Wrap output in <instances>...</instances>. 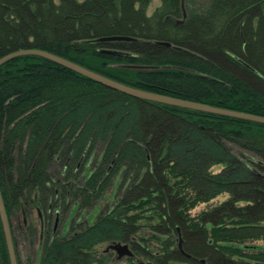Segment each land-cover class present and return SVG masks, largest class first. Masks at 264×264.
Listing matches in <instances>:
<instances>
[{
	"label": "trees",
	"instance_id": "obj_1",
	"mask_svg": "<svg viewBox=\"0 0 264 264\" xmlns=\"http://www.w3.org/2000/svg\"><path fill=\"white\" fill-rule=\"evenodd\" d=\"M150 3L0 0V57L45 50L128 86L264 117V0H162L149 17ZM110 36L133 40L99 41ZM107 186L93 220L72 216L96 210ZM0 192L17 264L11 220L32 207L43 218L36 264H110L103 242L129 243L147 264H264V124L135 98L39 56L0 65ZM56 211L66 235L52 233ZM24 233L32 244L33 222Z\"/></svg>",
	"mask_w": 264,
	"mask_h": 264
},
{
	"label": "water",
	"instance_id": "obj_2",
	"mask_svg": "<svg viewBox=\"0 0 264 264\" xmlns=\"http://www.w3.org/2000/svg\"><path fill=\"white\" fill-rule=\"evenodd\" d=\"M183 17H185V12H183ZM177 23H181V20H177ZM133 40L131 37H126V36H110V37H102L99 39V41H130ZM161 44H164L166 46H170V43L168 42H159ZM105 52L109 53H117L112 50H104ZM21 55H35L39 56L42 58H45L47 60H50L56 64H59L71 71H74L84 77H87L99 84H102L108 88H111L113 90L122 92L124 94H127L129 96L135 97V98H140L144 100H149V101H154L162 104H168V105H173V106H178V107H183V108H189V109H194V110H199V111H204V112H209V113H214V114H219V115H224V116H229V117H234V118H239V119H244V120H249L257 123H262L264 124V117L263 116H258L254 114H249L245 112H240V111H235V110H229L225 108H219L215 106H210L207 104L203 103H198V102H193L189 100H184V99H179V98H174L162 94H157L153 92H149L146 90L138 89L132 86L125 85L123 83L117 82L115 80H112L110 78H107L101 74H98L92 70H89L83 66H80L70 60H67L65 58H62L58 55L52 54L50 52H47L45 50H39V49H20L14 52H11L9 54H6L2 57H0V65L4 63L5 61L21 56ZM0 221L2 225V230H3V235L5 239V244H6V249L8 253V258H9V263L10 264H17L16 261V256H15V249H14V244L12 240V233H11V228L9 225V221L6 215V211L4 208L1 192H0ZM177 246L180 249L182 253H184L186 256L190 257V254L186 253L181 246V237L178 235L177 238ZM107 248L113 249L117 256H125V255H132L133 252L131 248L129 247L128 243H121V242H111L107 245ZM203 261V259H201Z\"/></svg>",
	"mask_w": 264,
	"mask_h": 264
},
{
	"label": "rangeland",
	"instance_id": "obj_3",
	"mask_svg": "<svg viewBox=\"0 0 264 264\" xmlns=\"http://www.w3.org/2000/svg\"><path fill=\"white\" fill-rule=\"evenodd\" d=\"M201 1L204 0H197V3H200ZM158 0H151L150 6L148 7L147 13L149 11L150 8L152 7H156ZM230 149L232 151L233 154H235L236 156L239 157H244V158H250V154L240 148H238L235 145L230 144ZM97 153L98 150H96L93 154V156L90 157V162H89V166L92 167V165L95 163V158L97 157ZM221 167V165H214L212 166V170L213 171H217L219 170V168ZM109 193H110V187L107 186V188L105 189L104 193H103V199L98 200L96 206L98 207L96 210H94V208H89V207H84V208H77V211L72 215L73 217H77L79 220L80 219H84L88 218L90 221L93 220V218L95 217L96 213L98 212V210L100 209V207L107 202V200L109 199ZM227 193H220L217 196H215L214 198H212L211 200L207 201V202H200L198 203L195 207H193L190 210L191 215H195L197 213H199L201 210L207 209L217 203H219L221 200L225 199L227 197ZM65 216L66 215H59V220H58V224H57V231H59L62 227V224L65 220ZM23 219H25V222L28 223L29 220H31L33 222V224L36 226V235H38L39 232V222H38V216H37V211L35 208H30V214L23 216V213L21 211L17 212V216L12 218V225L14 227V235L17 238V248H18V256H19V260L21 261L22 264H27V261H32V263L34 262V258H35V252L33 250V247L31 246V244L29 245L28 241H27V237H25V233H24V228H22L23 226ZM85 221V220H83ZM25 223V224H26ZM35 242L37 243V236L35 239ZM255 243H261L264 244L263 240H254ZM108 243L107 242H103L100 243L96 246V249L99 251H102L106 245ZM154 244V243H153ZM155 245V244H154ZM155 247V246H152ZM114 257V256H113ZM113 261V259H112ZM135 263L137 264L138 262H141L142 264H147L146 259L143 256H139L136 255L135 259H134ZM110 264H130L129 261L126 259V257H121L120 259L116 260L114 259L113 262H111Z\"/></svg>",
	"mask_w": 264,
	"mask_h": 264
},
{
	"label": "flooded vegetation",
	"instance_id": "obj_4",
	"mask_svg": "<svg viewBox=\"0 0 264 264\" xmlns=\"http://www.w3.org/2000/svg\"><path fill=\"white\" fill-rule=\"evenodd\" d=\"M40 215V214H39ZM59 215H60V212H58V211H56L55 212V218H54V221H53V226H52V233H56V232H63V233H65L64 235H66L67 234V232H68V230H69V225L67 224V222L65 223V220H64V222H63V224H62V227H61V229L59 230V231H57V224H58V220H59ZM23 226H22V228H24V231L28 228V225H29V222H32L31 220H29V222L28 223H26L25 222V219H23ZM38 222H39V232H38V235H36V233H35V235H34V237H33V243L31 244V246L33 247V250H34V252L36 253L35 254V258H34V262L32 263V261H31V263L32 264H36V260H37V249H38V247H40V245H41V243H42V241H43V239H44V235H43V218H42V216H40L39 218H38ZM26 223V224H25ZM35 224V223H34ZM35 228H36V226H35ZM25 235V237H27V241H28V243H29V245H30V242H29V240H28V236H26V234H24ZM36 236H37V243L35 242V239H36ZM108 245V244H107ZM107 245H106V247L103 249L105 252H107V253H110V254H112V256H114V258H113V260L114 259H116V260H118V259H120L121 257H125V256H120V257H118L117 256V254H116V252L113 250V249H111V248H107ZM128 245H129V243H128ZM129 247H130V245H129ZM131 248V247H130ZM132 250V249H131ZM17 255H18V248H17ZM16 256V255H15ZM19 257V256H18ZM132 257H133V259H135V256H133L132 255ZM17 261V260H16ZM20 261V260H19ZM20 263H21V261H20ZM22 264V263H21ZM27 264H28V261H27ZM138 264H142L141 262H138Z\"/></svg>",
	"mask_w": 264,
	"mask_h": 264
},
{
	"label": "clouds",
	"instance_id": "obj_5",
	"mask_svg": "<svg viewBox=\"0 0 264 264\" xmlns=\"http://www.w3.org/2000/svg\"><path fill=\"white\" fill-rule=\"evenodd\" d=\"M56 2L59 3V0H56ZM156 6H162V0H158ZM136 8H137V10H139V4L136 5ZM154 10H155V7L150 8L149 11H148V13H147V15L149 17H151V15H152V13H153ZM241 204H242V202H237V206H241Z\"/></svg>",
	"mask_w": 264,
	"mask_h": 264
}]
</instances>
